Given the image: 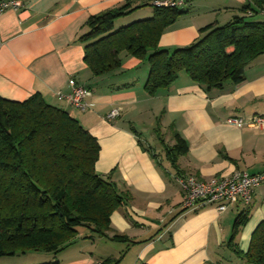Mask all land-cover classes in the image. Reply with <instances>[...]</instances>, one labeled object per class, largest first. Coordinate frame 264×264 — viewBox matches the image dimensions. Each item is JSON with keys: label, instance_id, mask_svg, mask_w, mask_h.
<instances>
[{"label": "crops", "instance_id": "1", "mask_svg": "<svg viewBox=\"0 0 264 264\" xmlns=\"http://www.w3.org/2000/svg\"><path fill=\"white\" fill-rule=\"evenodd\" d=\"M19 1V9L9 8L0 16V96L23 101L40 93L48 103L68 110L99 141L97 172L131 193L128 203L112 214L108 237L83 232L56 261L252 264L243 263L237 250L246 253L254 230L264 223V183L254 189L249 204L237 200L225 211L212 204L184 209L183 190L175 177L193 174L211 180L236 171L264 172V128L227 122L231 116L264 115V56L248 67L242 83L206 89L182 73L170 88L149 95L146 60L124 53L118 70L96 76L79 40L91 16L126 0ZM153 1L133 0L141 7L129 16L133 21L153 16ZM245 2L194 0L164 30L159 46L173 50L190 45L202 27L228 22ZM123 20L130 23L123 17L116 24ZM71 78L92 89L88 110L65 98L73 91ZM113 108H120V115L107 119ZM176 133L185 139L188 151L174 160L170 148ZM247 210L249 219L231 243L235 221ZM116 234L129 240H111ZM0 264L31 263L1 257Z\"/></svg>", "mask_w": 264, "mask_h": 264}, {"label": "trees", "instance_id": "2", "mask_svg": "<svg viewBox=\"0 0 264 264\" xmlns=\"http://www.w3.org/2000/svg\"><path fill=\"white\" fill-rule=\"evenodd\" d=\"M132 1L91 16L88 30L79 37L85 62L96 76L118 70L125 53L148 62L149 95L170 88L182 73L206 89L222 88L227 82L245 81L248 67L264 56V0H246L240 14L224 24L202 27L193 43L173 50L162 49L160 37L187 6L153 3V16L117 27L118 19L141 7ZM170 149L175 160L188 145L176 133ZM99 155L98 139L40 93L23 101L0 96V258L57 254L75 245L83 232L109 236L112 214L128 203L131 193L97 172ZM249 213L237 217L231 243ZM110 239L129 240L118 234ZM237 253L243 263L264 264L263 222L254 230L248 251ZM113 262L108 258L100 264Z\"/></svg>", "mask_w": 264, "mask_h": 264}, {"label": "built area", "instance_id": "3", "mask_svg": "<svg viewBox=\"0 0 264 264\" xmlns=\"http://www.w3.org/2000/svg\"><path fill=\"white\" fill-rule=\"evenodd\" d=\"M194 0H154L153 3L162 7L189 6ZM19 0H0V16L9 8L19 9ZM73 91L67 97V101L79 108L88 110L90 102L88 97L92 95V89L77 83L75 78L69 80ZM120 115V108H113L106 116L112 119ZM227 122L240 127L250 126L253 128H264V115L255 114L251 116H231ZM176 181L183 190L182 207L193 208L197 205H216L219 211H225L229 204L237 200L249 204L252 200L253 191L264 183V172L250 173L248 171H236L230 176H219L211 180H203L196 175L178 174Z\"/></svg>", "mask_w": 264, "mask_h": 264}, {"label": "rangeland", "instance_id": "4", "mask_svg": "<svg viewBox=\"0 0 264 264\" xmlns=\"http://www.w3.org/2000/svg\"><path fill=\"white\" fill-rule=\"evenodd\" d=\"M126 17H129V20L128 21H130V22L133 21V19H134L132 16H129V15H127ZM119 22L117 21V23H119ZM121 23L122 24H116V26L118 27L120 25L125 24L126 23V20L125 21L123 20ZM119 243H120L121 246H123V247L125 246V244H123L121 242H119ZM33 254L32 253H27V254H22V255L6 256V257L7 258H12V259H15V260H27L31 264L32 263L33 264H42V263H46V262L56 261L61 256L60 253L54 254V253H51L50 252V253H43V255H42L43 257H40L39 258L38 255H36V254L33 255ZM56 256H57V258H53V257H56ZM40 262H42V263H40Z\"/></svg>", "mask_w": 264, "mask_h": 264}]
</instances>
